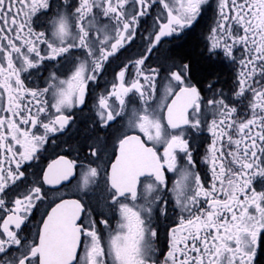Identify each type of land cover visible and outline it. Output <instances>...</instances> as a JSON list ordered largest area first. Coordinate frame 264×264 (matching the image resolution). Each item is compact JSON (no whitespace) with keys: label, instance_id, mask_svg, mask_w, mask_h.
<instances>
[{"label":"snow or ice","instance_id":"snow-or-ice-1","mask_svg":"<svg viewBox=\"0 0 264 264\" xmlns=\"http://www.w3.org/2000/svg\"><path fill=\"white\" fill-rule=\"evenodd\" d=\"M211 7L210 0H0V264H258L264 0H216L206 50L236 66L228 92L216 80L193 83L188 63H148L163 38L192 31ZM48 62L44 86H30L33 70ZM102 80L93 124L126 120L110 151L97 136L79 165L61 155L38 167L33 162L75 123L72 110L86 106ZM102 172L114 228L81 199L59 197L35 219L45 185L77 179V191L87 193ZM169 173L177 177L171 187ZM161 219L169 222L162 259Z\"/></svg>","mask_w":264,"mask_h":264},{"label":"flooded vegetation","instance_id":"flooded-vegetation-1","mask_svg":"<svg viewBox=\"0 0 264 264\" xmlns=\"http://www.w3.org/2000/svg\"><path fill=\"white\" fill-rule=\"evenodd\" d=\"M212 7L203 15L200 20V23L192 31H186L183 34H174L171 37L163 38L162 43L158 46V49L152 54L149 63V66H159L161 64L167 66L172 61L177 63L183 62L190 64L189 61L180 56V51L185 44L189 42L192 36H195L199 42L200 54L208 62L210 67L218 70L215 75L208 76L206 78L198 77L196 71L191 66L192 82L196 83L199 81V85L203 88L211 80H216V88H223L225 92L229 91V88L234 80V75L236 72V66L233 65L230 61L226 60L222 54L217 57L211 55L206 50V38L208 36V29L213 25L214 21V8L216 5V0H210ZM148 23H151L149 19ZM131 51V50H130ZM123 55H128L124 53ZM52 62H48L45 67L40 68L38 71L33 70L31 80L28 81L30 86H44V79L48 75V68L51 66ZM107 79H111V76H107ZM100 88H95L92 95L88 97L87 105L80 106L83 107V111L80 110V107L72 110V115L75 119V123L71 124L68 129L63 134H56L53 137L54 142H50L46 147L47 151L42 153V158L39 162H33L38 165L40 168H44L48 163L56 160L59 156H67L69 159L77 160L79 163L83 160L87 152V145L91 144L97 136L100 137L101 141L105 139L109 143V151L111 149V144L115 141V138L125 130L126 120L118 119L116 123L112 125L111 128L101 129L97 128L93 122V96L98 94L102 88L104 81L102 80ZM205 95H211L208 92L204 93ZM207 135V134H205ZM199 155H203V148H201ZM106 159L97 161L103 169L106 166ZM79 171V168L77 169ZM177 179L176 176H173L169 173V187H171V182ZM254 187L257 191L264 190V182L257 179L254 182ZM51 188V190H49ZM44 190L47 192V198L45 203L41 204L39 212H37L35 219L39 220L40 213L45 211L49 205L53 202H59V197L64 199H81L87 207L96 208L97 212L103 211L106 216L110 219V224L114 228L116 225V218H112V214L109 212L108 208L105 205L106 192L104 191V180L103 172L97 186L90 188L87 193L77 191V179H72L70 182H64L63 185L58 186H44ZM169 222L161 219L160 221V238L156 242L157 247L159 248V257L162 259L163 254L167 251V239L165 235V230ZM103 228V226H100ZM258 264H264V253H261L258 256Z\"/></svg>","mask_w":264,"mask_h":264},{"label":"trees","instance_id":"trees-1","mask_svg":"<svg viewBox=\"0 0 264 264\" xmlns=\"http://www.w3.org/2000/svg\"><path fill=\"white\" fill-rule=\"evenodd\" d=\"M180 56L189 61L198 77L206 78L215 75L218 70L210 67L208 62L200 54L199 42L195 36L189 40L185 46L181 48Z\"/></svg>","mask_w":264,"mask_h":264}]
</instances>
